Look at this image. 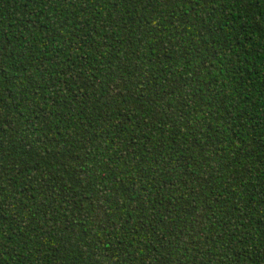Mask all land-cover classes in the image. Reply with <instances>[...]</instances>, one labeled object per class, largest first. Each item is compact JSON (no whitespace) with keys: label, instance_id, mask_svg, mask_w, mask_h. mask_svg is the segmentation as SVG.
<instances>
[{"label":"trees","instance_id":"1","mask_svg":"<svg viewBox=\"0 0 264 264\" xmlns=\"http://www.w3.org/2000/svg\"><path fill=\"white\" fill-rule=\"evenodd\" d=\"M0 264H264V0H0Z\"/></svg>","mask_w":264,"mask_h":264}]
</instances>
